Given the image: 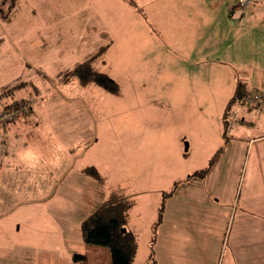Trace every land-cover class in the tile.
<instances>
[{
    "label": "rangeland",
    "instance_id": "rangeland-1",
    "mask_svg": "<svg viewBox=\"0 0 264 264\" xmlns=\"http://www.w3.org/2000/svg\"><path fill=\"white\" fill-rule=\"evenodd\" d=\"M237 1L0 0V90L21 85L0 98V264H112L109 247L85 242L81 223L119 186L131 195L133 264H147L153 241L158 264H181L171 258V209L185 202L182 182L209 166L223 143V113L235 90L221 75L225 60L205 49L227 52L238 42L254 71L264 68V14ZM176 15L191 22L185 36L197 47H183ZM200 18L206 35L214 27L227 40L203 41ZM105 43L97 67L117 92L61 83V71ZM20 99L26 106L16 116L5 113ZM91 166L104 185L85 173ZM236 191L231 207L219 205L230 208V224L245 198ZM198 211L207 217V207ZM235 241L228 233L221 264L246 250ZM252 242L245 264H264V243ZM75 254L86 258L75 262Z\"/></svg>",
    "mask_w": 264,
    "mask_h": 264
},
{
    "label": "crops",
    "instance_id": "crops-1",
    "mask_svg": "<svg viewBox=\"0 0 264 264\" xmlns=\"http://www.w3.org/2000/svg\"><path fill=\"white\" fill-rule=\"evenodd\" d=\"M260 1L255 0L256 4L251 10L257 9L258 13L264 14V8L259 7ZM186 18L181 19L176 15L173 19L176 23L174 27L183 31L182 44L184 48L191 46V42H188L189 37L185 36L191 22ZM201 20L205 26L199 27L200 32L202 31L203 41L210 44L213 39H217L216 41L221 43L227 40L224 34L214 27H211L212 33L206 35L207 28L210 27L203 18ZM173 21H171V27ZM174 34H176L175 29L171 30V38ZM104 45L109 46L106 43ZM197 46V42L192 41L191 47ZM247 50L248 48L238 42H235L233 49L228 47L227 52L217 51L211 46H207L205 49L207 54L220 55L219 59L225 60L226 69L221 75L223 79L226 77V81L231 78V82L235 86L232 97L236 92L239 80L245 83L247 91H264V68L257 71L256 67V71H254L256 64L252 62L250 65V61L246 60L252 56ZM187 51L191 52L190 48ZM227 89H231L230 81L227 84ZM233 106L232 112L236 114V117L232 119L229 116L226 127L224 115L227 106L223 113V134L225 135L226 131L228 139L226 140L222 136L223 143L218 147L217 152L221 147L224 150L217 162L205 178H191L182 182V185L185 186V202L182 205L177 204L176 210L171 209V217H174L171 219V244L173 245L171 258L175 257L181 261V264H221L222 246L226 242L228 233L236 240L235 245L244 244V248H246L244 251H233L232 264H237V262L245 264L244 255L249 251L248 245L252 241V245L257 239L262 244L264 243V222L260 218L264 219V109L249 108L238 102ZM237 157L243 158L240 160L242 171L236 165L239 160ZM236 173L240 174L237 179L234 178ZM238 178L239 183L237 184ZM235 191L238 195L240 192H244L245 198L242 207L238 206L232 214L230 224V208L219 207V205L223 200L227 207H231L232 197L229 198V195L234 196ZM195 200H200V203ZM199 207L201 209L207 207L206 218L202 212L203 217L199 219ZM194 212L196 218H194ZM199 235H202L201 240H199ZM204 239L207 242L206 245H204ZM203 254L209 256L210 260L200 262L199 259L204 260ZM156 257L158 259L157 253Z\"/></svg>",
    "mask_w": 264,
    "mask_h": 264
},
{
    "label": "trees",
    "instance_id": "trees-1",
    "mask_svg": "<svg viewBox=\"0 0 264 264\" xmlns=\"http://www.w3.org/2000/svg\"><path fill=\"white\" fill-rule=\"evenodd\" d=\"M237 6L242 9L238 5V2ZM8 19L9 17L7 20ZM108 47V45H100L83 62L77 63L73 68L61 71L58 74V78L61 79V83L67 85L72 82H78L82 87L95 85L100 86L107 91L117 92L119 89L118 86L106 73L101 72L97 67V65L103 60L105 54L107 53ZM20 86H15V84L11 86H5L2 90H0V98L13 95L16 90L20 88ZM246 91L245 83L239 80L237 82L236 92L231 98L225 111V127L228 125V118L232 111V105L238 102L239 104L246 106L241 99L245 95ZM25 104L26 102L23 101V99L14 100L5 107L4 111L5 113L16 116V113L21 108L26 106ZM28 111L29 113H32L33 109L28 108ZM226 135L227 133L225 131L224 137L227 140L228 137ZM223 150L224 148L221 147L217 154H215L211 159L208 167L197 170L193 174L189 175L187 180L191 178H205V176L217 162ZM84 171L86 174L96 179L100 185L105 184V178L94 166L88 167ZM130 196L131 195L126 188L120 186L112 188L108 197L103 199L94 208H92L81 223L85 242L97 246L109 247L111 250L112 264H133L136 259L138 239L136 234L127 227L129 222L128 211L132 206L129 198ZM85 258L86 256L81 254H75L73 256L75 262H79ZM147 264H158L154 241L151 243V251L148 255Z\"/></svg>",
    "mask_w": 264,
    "mask_h": 264
},
{
    "label": "built area",
    "instance_id": "built-area-1",
    "mask_svg": "<svg viewBox=\"0 0 264 264\" xmlns=\"http://www.w3.org/2000/svg\"><path fill=\"white\" fill-rule=\"evenodd\" d=\"M255 4V0H238V5L246 10L253 8ZM241 99L248 107L264 109V91H246ZM234 117L236 114L231 111L230 118Z\"/></svg>",
    "mask_w": 264,
    "mask_h": 264
},
{
    "label": "water",
    "instance_id": "water-1",
    "mask_svg": "<svg viewBox=\"0 0 264 264\" xmlns=\"http://www.w3.org/2000/svg\"><path fill=\"white\" fill-rule=\"evenodd\" d=\"M125 231V230H124Z\"/></svg>",
    "mask_w": 264,
    "mask_h": 264
}]
</instances>
